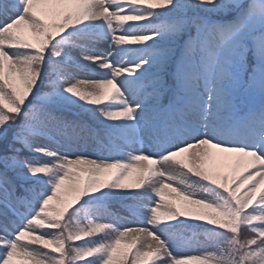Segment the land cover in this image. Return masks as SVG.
<instances>
[{
  "label": "snow or ice",
  "instance_id": "1",
  "mask_svg": "<svg viewBox=\"0 0 264 264\" xmlns=\"http://www.w3.org/2000/svg\"><path fill=\"white\" fill-rule=\"evenodd\" d=\"M0 264H264V0H0Z\"/></svg>",
  "mask_w": 264,
  "mask_h": 264
}]
</instances>
